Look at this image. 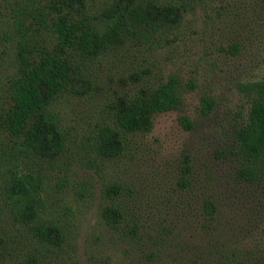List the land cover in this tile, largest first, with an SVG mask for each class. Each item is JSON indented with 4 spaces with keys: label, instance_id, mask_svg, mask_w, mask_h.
<instances>
[{
    "label": "rangeland",
    "instance_id": "374dc122",
    "mask_svg": "<svg viewBox=\"0 0 264 264\" xmlns=\"http://www.w3.org/2000/svg\"><path fill=\"white\" fill-rule=\"evenodd\" d=\"M112 1L69 0V6L62 8L75 18H87L99 28L98 15ZM53 3L52 0H0V112L7 105L6 82L15 67L18 36L14 22L20 17L29 25L36 8L47 9ZM231 3L233 14L222 11L217 16L213 5L206 6L205 11L198 8L193 16L198 21L197 33L188 38L186 46L174 45L150 56L165 71L180 70L196 75L198 86L186 96L182 111L154 117L151 132L138 140L140 151L134 153L135 159L103 160L96 170L82 167L78 160L73 165L74 160L67 159V155L52 161L29 155L21 158L14 155L10 138L0 131V210L1 190L12 172L18 170L40 177L42 218L63 221L67 243L62 251L48 255L45 264L264 261V187L259 178L245 182L237 177L242 162L235 141V132L246 121L249 108L238 92V85L264 79V5L258 0ZM206 15L215 18L209 21ZM45 33L41 39H47ZM232 43L240 47L236 56L217 51L218 47ZM130 54L127 57L119 54L101 60L100 64L82 67L85 76L81 80L73 75L74 88L81 93L80 98H68L60 105L67 109L66 122L73 127L72 135L88 140L87 123L91 118L92 122L98 121L97 114L107 97L124 91L122 79L126 68L131 67ZM204 95L211 96L215 103L207 116L198 109ZM181 116L189 119L190 127L180 125ZM88 149H83L76 157L88 158L92 154ZM76 151L73 146L72 152ZM186 159H189L192 185L186 191H179L175 182ZM66 167L68 170H63ZM65 174L73 179L91 177L95 198L90 202L77 201L70 184L59 190L56 184ZM107 182L134 188V208L132 203L131 207L146 216V225L169 226L170 232L155 261L145 260L144 254L150 249L146 240L134 241L123 229L112 230L103 224L99 206L101 191ZM167 197L173 199L172 205ZM206 200L212 204V216H206L201 210ZM0 233H5L12 241L19 234L17 240H21L25 229L12 225L0 213ZM10 250L13 257H7L4 262L0 259V264H16L14 259L20 255L19 249L12 244Z\"/></svg>",
    "mask_w": 264,
    "mask_h": 264
},
{
    "label": "trees",
    "instance_id": "16d2710c",
    "mask_svg": "<svg viewBox=\"0 0 264 264\" xmlns=\"http://www.w3.org/2000/svg\"><path fill=\"white\" fill-rule=\"evenodd\" d=\"M52 1L47 9L34 10L31 24L26 25L20 17L14 22L18 36L15 67L6 82L7 105L0 112V131L10 138L14 155L18 157L29 155L52 161L67 155V159L74 160L73 165L78 160L84 168L99 170L98 163L103 160L135 159L134 153L140 151L138 140L151 132L154 117L182 111L186 96L198 86L196 75L180 70L165 71L150 56L174 45L186 46L188 38L197 33L198 21L194 17L198 8L205 11L206 6L213 5L217 16L222 11L233 14L231 1L240 0H113L99 13V28L85 17L75 18L64 12L62 7H68L69 0ZM258 3L264 5V0ZM214 18L207 16L209 21ZM43 31L47 39H41ZM133 50L140 54H134ZM217 51L236 56L240 47L232 43L218 47ZM119 54L122 57L130 54L132 61L122 79L124 91L107 97L97 114L98 121L92 122L91 118L87 123L88 140L72 135L73 127L66 122L67 109L60 105L68 98H80L73 75L81 80L85 76L82 67L100 64L101 60ZM238 92L249 108L246 121L235 132L242 162L237 177L245 182L259 178L264 187V79L240 83ZM214 104L211 96H202L198 105L200 114H210ZM179 123L183 128L191 126L185 116L179 117ZM73 146L76 153L72 152ZM85 148L92 154L88 158L76 157ZM188 162L186 159L181 167L176 190L186 191L192 185ZM91 180V177L73 179L65 174L56 186L59 190L71 186L77 201L90 202L95 198V184ZM42 186L40 177L18 170L12 172L3 186L0 213L12 225L25 229V233L21 240H17L19 234L15 235L13 241L0 233L2 262L13 257L12 244L20 252L14 259L16 264H45L48 255L62 251L67 243L63 221L41 216ZM101 192L99 216L103 224L112 230L123 229L134 241L146 240L150 249L144 254L145 260L155 261L166 242L169 226L146 225V216L133 209L136 193L128 184L107 182ZM167 201L173 204L170 197ZM201 210L206 216L214 213L207 200ZM245 264H264V261Z\"/></svg>",
    "mask_w": 264,
    "mask_h": 264
}]
</instances>
